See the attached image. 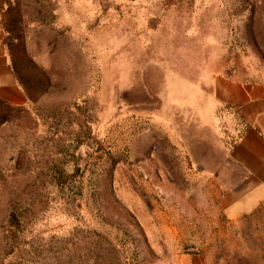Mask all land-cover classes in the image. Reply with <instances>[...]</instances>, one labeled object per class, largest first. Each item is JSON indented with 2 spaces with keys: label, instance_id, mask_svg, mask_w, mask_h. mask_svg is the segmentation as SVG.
Returning <instances> with one entry per match:
<instances>
[{
  "label": "rangeland",
  "instance_id": "rangeland-1",
  "mask_svg": "<svg viewBox=\"0 0 264 264\" xmlns=\"http://www.w3.org/2000/svg\"><path fill=\"white\" fill-rule=\"evenodd\" d=\"M14 4L0 264H264V200L232 159L264 0Z\"/></svg>",
  "mask_w": 264,
  "mask_h": 264
},
{
  "label": "crops",
  "instance_id": "crops-1",
  "mask_svg": "<svg viewBox=\"0 0 264 264\" xmlns=\"http://www.w3.org/2000/svg\"><path fill=\"white\" fill-rule=\"evenodd\" d=\"M15 9L14 0H0V101L8 96L24 95L17 73L16 63L19 53L20 37L7 27L6 16ZM24 47L20 56H24ZM235 86V84H234ZM233 89V87H232ZM238 97L232 103L243 120L244 130L241 138L232 150V159L246 176L243 186L256 197L264 200V88L236 85ZM259 194V195H258ZM252 198L251 202L255 203ZM263 197V200L261 199ZM256 201V202H258ZM240 203L232 205L237 207Z\"/></svg>",
  "mask_w": 264,
  "mask_h": 264
}]
</instances>
